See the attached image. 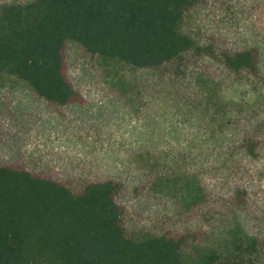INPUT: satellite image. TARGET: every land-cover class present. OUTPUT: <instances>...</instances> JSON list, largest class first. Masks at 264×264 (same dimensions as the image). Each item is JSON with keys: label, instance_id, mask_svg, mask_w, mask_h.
<instances>
[{"label": "trees", "instance_id": "1", "mask_svg": "<svg viewBox=\"0 0 264 264\" xmlns=\"http://www.w3.org/2000/svg\"><path fill=\"white\" fill-rule=\"evenodd\" d=\"M217 1L0 0V73L26 81L49 109L86 103L71 44L169 81L195 106L211 101L212 75L213 88H232L234 106L213 118L210 178L193 208L179 214L163 202L161 228L142 237L128 232L121 180H77L0 155V264H215V254L189 250L232 218L243 251L264 257V194L244 177L264 161V46L182 28L190 8Z\"/></svg>", "mask_w": 264, "mask_h": 264}, {"label": "rangeland", "instance_id": "2", "mask_svg": "<svg viewBox=\"0 0 264 264\" xmlns=\"http://www.w3.org/2000/svg\"><path fill=\"white\" fill-rule=\"evenodd\" d=\"M182 28L200 38L220 32L232 43L264 46V0L196 5L185 13ZM70 66L86 103L56 110L17 75L0 73V155L77 180H121L128 232L134 237L161 228L163 202L168 211L189 212L209 181L213 118L234 107L232 88H213L216 78L208 76L211 101L195 106L169 81L116 59L101 60L75 44L70 45ZM244 177L264 194V161L250 162ZM239 225L233 218L217 220L209 240L189 255L213 253L215 264H264L260 254L243 251Z\"/></svg>", "mask_w": 264, "mask_h": 264}]
</instances>
